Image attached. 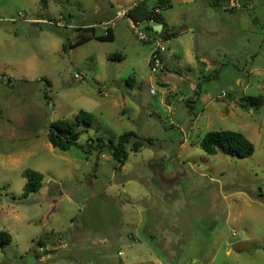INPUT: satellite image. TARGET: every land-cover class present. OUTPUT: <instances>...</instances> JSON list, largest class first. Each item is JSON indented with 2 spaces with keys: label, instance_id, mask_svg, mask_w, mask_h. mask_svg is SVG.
I'll use <instances>...</instances> for the list:
<instances>
[{
  "label": "rangeland",
  "instance_id": "rangeland-1",
  "mask_svg": "<svg viewBox=\"0 0 264 264\" xmlns=\"http://www.w3.org/2000/svg\"><path fill=\"white\" fill-rule=\"evenodd\" d=\"M132 1L47 0L42 9L38 0H0V232L11 237L0 249V264H123L138 261L139 255L146 261L150 251L167 262L171 253L163 246L175 235L192 242L188 257L264 264V251L255 248L264 246V0H250L248 7L232 12L239 16L238 31H245L231 47L234 54L223 59L243 66L218 67V77L203 83L213 100L195 101L192 112L185 101L173 103L172 95L164 102L165 89L154 84L148 67L154 45L141 43L126 19L111 27L113 41L71 48L78 36L105 35L99 9L118 11ZM191 5L190 0L175 3L163 15L174 25L186 11L190 19L199 17ZM194 36L202 41L198 31ZM188 38L181 39L184 45ZM184 45L166 42L164 56ZM213 57L220 58L215 52ZM252 62L257 71L248 72ZM188 79L175 84L186 99L194 98ZM244 88L248 97L263 96L260 107L239 104ZM80 110L92 115L86 136L116 142L134 132L153 145L129 153L121 170L108 154L53 148L46 140L48 125L71 121ZM215 131L241 133L254 154L246 159L205 154L198 141ZM152 159L161 160L167 172L183 173L168 202L148 177ZM26 169L42 174L43 181L39 192L22 198ZM100 193L107 197L96 196ZM155 214L158 221L152 222ZM46 233L51 243L60 240L54 252L40 239ZM133 236L144 243L138 249L130 246ZM98 238H105L104 244ZM245 240L247 250L231 249V242Z\"/></svg>",
  "mask_w": 264,
  "mask_h": 264
},
{
  "label": "crops",
  "instance_id": "crops-1",
  "mask_svg": "<svg viewBox=\"0 0 264 264\" xmlns=\"http://www.w3.org/2000/svg\"><path fill=\"white\" fill-rule=\"evenodd\" d=\"M190 1L192 4L191 5L192 10H194L196 15H198L199 17H192L190 19L186 15L187 14L186 11L176 25L169 23L170 20L168 19L167 16L163 15V11L165 10L164 12H166L167 8L171 10L175 3H177L178 5H184L185 0H167V4H165V7L163 8V11L161 13L162 23H163V25H161V30L163 29L165 33L169 35L168 38L164 40L165 43L166 42L170 43V41L173 39V41L178 42L179 46L181 47V45H184L181 39L184 36L189 37L184 45V49L181 48L180 50H177L174 53L170 51L168 52L167 57H165L163 54L164 67L156 74H153L154 75L153 82L160 88H166L168 87V85H170V83H174L173 86L169 87L172 91L171 95H172L173 103L174 101H176L177 103L185 101L186 103L187 100L194 99V98L186 99L182 94V92L179 91L177 86L175 85L176 83L178 84L179 82L180 83L189 82L188 76L191 77V81L189 83L190 91L194 92L197 84H201L202 94L198 100L202 99L204 101H208L213 99L210 98L209 96L207 97V94L203 90V83L206 78L205 72H210L211 74L207 75L208 77H210L213 72L218 71L217 69L218 67H221L223 65L232 66L234 70H236L237 67L239 66H243V63H240V61L237 62L236 60L227 59V62H225V59H223L225 57V53H227L226 56L234 54V52L231 51V47L238 34L241 35V32L245 31V30H241V32L238 31L237 20L239 16L232 15V12H229L225 9V5L227 1L220 0L218 3L219 7L216 8L212 6L211 1L210 2H207L205 0H200V1L190 0ZM240 2H241V8H246L250 5L251 1L240 0ZM109 9L110 8L106 6L97 11L98 13H100V16L103 19H105L104 22L110 20L111 17L114 16L115 14L116 10L111 12ZM36 21L37 20H34L33 21L34 23H32V25H36L37 24L35 23ZM195 30L198 31V33L200 34L199 37L202 36L200 38L202 41L199 42L198 40L195 39L194 36ZM111 31L114 37L113 29H111ZM213 35L216 36V43H213L214 40L211 39ZM208 49L211 50L209 54L207 52ZM152 50L153 48L148 53V67H149V58ZM213 52H215L217 56H219L220 58L217 59L216 57H213ZM251 53L249 52L248 54ZM169 56H173L175 60H168ZM221 56L223 60H221ZM252 65L253 62L251 65H248V69H249L248 72L257 71V69L251 68ZM244 66H247V62H244ZM248 75L249 73L246 74V76ZM235 81L238 84L241 83L239 80L237 81V79ZM245 89L246 88L242 90L243 98L248 97L245 95V91H246ZM167 96L168 95L165 96L164 102L166 101ZM218 98L220 99L221 97L219 96ZM236 102L238 101H235V103ZM239 104L241 105L240 102ZM168 107H170V104H168ZM191 109L192 108L189 107L190 112ZM124 165L119 170H121L124 167ZM148 167H149L148 177H150V182L152 183L154 188H157V190H159V193L162 196H164L165 198L164 202H168L170 200V197L173 196L175 192H178L179 190L177 185L179 182L178 179L181 178L183 173L175 170H171L167 172L165 169V165L161 160H153V159L150 160V162L148 163ZM96 196H98L101 199H105L107 197V195L104 193H100ZM127 200L131 201V199H127ZM138 213H139L138 219L134 221L135 228L140 225V222L142 220L141 210L138 211ZM156 214L158 215V212H156ZM156 214L151 218L152 222L158 221V217H156L157 216ZM72 235L75 236L76 233H72ZM49 238H50L49 234L46 233L40 239L43 240L46 244L47 242L51 243ZM130 238L132 239V243H130V246L133 248L138 249L141 244H144L139 238H137V236H133ZM105 240H106L105 238H98V243L104 244ZM248 240L249 238H247V241ZM247 241L245 240V243H247ZM237 242H243V241L231 242V246ZM190 243L192 242L185 241L183 238H181V236L178 237L177 235H175V239L167 238L165 240V245L163 246L164 251H167L168 249L169 252L171 253L167 258L168 259L167 262H164L160 257H157L156 255L153 254V252L150 251L146 256L147 258L146 261H143L144 259L141 258L142 257L141 255H139L140 258L138 259V261L124 262L123 264H215L216 263L215 257L207 261L204 257H200L196 255L191 257L185 256V254H187L186 252L191 247ZM60 244H61L60 240H57L56 243L55 242L51 243L52 247L55 248L52 250V252H54L57 249L56 247L58 248L61 247ZM197 244L199 246V243ZM193 245L195 246L194 243ZM229 252L230 250H227L226 254L229 255ZM118 256H122V255H118ZM234 258H235L234 261L239 259V257H234Z\"/></svg>",
  "mask_w": 264,
  "mask_h": 264
},
{
  "label": "trees",
  "instance_id": "trees-1",
  "mask_svg": "<svg viewBox=\"0 0 264 264\" xmlns=\"http://www.w3.org/2000/svg\"><path fill=\"white\" fill-rule=\"evenodd\" d=\"M38 1L39 6L42 9L47 8V0ZM219 1L220 0H211L212 6L215 8L219 7ZM158 4L165 7L167 0H160L158 1ZM151 5L153 6L154 4L141 2L137 8L128 13L129 18H131L134 22L153 18L158 24L163 25L162 16L155 15L151 11ZM159 34L163 40H166L169 36L163 29ZM112 39L113 35L111 28H108L104 36L96 37L94 34L78 36L76 42L71 46V48L81 46L91 40L110 42ZM64 49L65 46H63V50ZM118 59L121 60L120 57ZM217 77L218 71H215L210 77H206L205 81L216 79ZM44 83L51 87V83L48 80H44ZM126 84L128 87L131 86L129 79L126 81ZM201 94L202 85L197 84L193 93L194 99L186 101L187 106L192 108L191 112L193 111L191 104L197 101ZM243 100L244 104L242 106L249 104L251 107L258 108L263 103V96L246 97L243 98ZM91 124L92 115L80 110L71 121L58 120L51 122L46 130V140L53 148L62 152H66L71 148H76L85 156H89L93 153H96L97 156L108 154L117 164L116 169H120L126 163L129 153H138L145 146L151 147L154 142L152 139L140 138L133 132L121 135L116 142L109 139L105 140L100 137L92 138L88 135L86 136ZM83 137H86V139H83ZM198 146L207 155L215 156L217 154H222L236 159L249 158L255 152L253 144L248 139H246L241 133L233 131L208 132L201 138ZM21 176L26 180L23 187L22 198H27L30 194L39 192L42 187V174L26 169L21 173ZM10 242V235L6 232H0V249L9 245ZM255 248L264 251V246H255Z\"/></svg>",
  "mask_w": 264,
  "mask_h": 264
},
{
  "label": "built area",
  "instance_id": "built-area-1",
  "mask_svg": "<svg viewBox=\"0 0 264 264\" xmlns=\"http://www.w3.org/2000/svg\"><path fill=\"white\" fill-rule=\"evenodd\" d=\"M158 1L160 0H134L132 1V3H130L126 8L118 10L115 12L114 16L106 21L103 22L100 26L105 28V31L108 28H111L117 21L126 19L128 21V23L130 24V28L132 29L134 35L136 36V38L144 44H150L152 43L154 45L153 50L151 51L150 54V58H149V68H150V72L152 74H156L157 72H159L160 70H162V68L164 67L163 64V54L166 50L165 48V41L163 40V38L161 37V35L159 34L161 32L160 28L157 27H161L160 24H158L153 18L152 19H148V20H142V21H133L131 18H129L128 13L132 10H134L135 8L138 7V5L141 2H147L149 4L153 3L154 5L152 7V12L155 15H161L162 11H163V6H161L160 4H158ZM225 9L229 12H234L237 11L239 9H241V2L240 0H228L226 5H225ZM48 25H54V23L52 22H46ZM140 25H145L143 27V29L140 28ZM56 26L58 27H62L61 23H58ZM156 27V28H155ZM153 29V30H152ZM157 29H159L160 31H156ZM77 78H79V76H75ZM165 89V93L166 95H171L172 91L169 87L164 88ZM152 94H155V90H151ZM224 96V94L220 95V97L222 98ZM171 121V118H170ZM232 237H236L237 233L236 232H232L231 233ZM58 248V247H56ZM50 248H42V247H38V251L42 252L43 250H49ZM55 248L52 247L51 250H53ZM50 251V250H49ZM118 255H122L121 253H118Z\"/></svg>",
  "mask_w": 264,
  "mask_h": 264
},
{
  "label": "water",
  "instance_id": "water-1",
  "mask_svg": "<svg viewBox=\"0 0 264 264\" xmlns=\"http://www.w3.org/2000/svg\"><path fill=\"white\" fill-rule=\"evenodd\" d=\"M156 28V27H155ZM157 28H160L161 30V27H157ZM153 30V29H152ZM156 30V29H155ZM159 29H157L156 31H160ZM241 104H244V101H241ZM249 248V245H247L245 242H237V243H234L232 246H231V249L233 251H237V252H241V251H245Z\"/></svg>",
  "mask_w": 264,
  "mask_h": 264
}]
</instances>
